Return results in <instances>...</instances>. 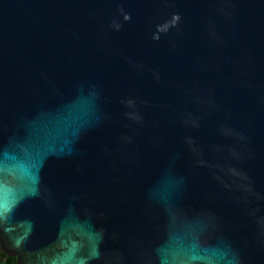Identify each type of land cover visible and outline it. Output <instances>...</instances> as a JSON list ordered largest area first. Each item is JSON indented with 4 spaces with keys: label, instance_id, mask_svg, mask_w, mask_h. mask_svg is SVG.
<instances>
[{
    "label": "water",
    "instance_id": "1",
    "mask_svg": "<svg viewBox=\"0 0 264 264\" xmlns=\"http://www.w3.org/2000/svg\"><path fill=\"white\" fill-rule=\"evenodd\" d=\"M0 249L264 264V0H0Z\"/></svg>",
    "mask_w": 264,
    "mask_h": 264
},
{
    "label": "trees",
    "instance_id": "2",
    "mask_svg": "<svg viewBox=\"0 0 264 264\" xmlns=\"http://www.w3.org/2000/svg\"><path fill=\"white\" fill-rule=\"evenodd\" d=\"M0 264H16V259L13 257H8L3 251L0 249Z\"/></svg>",
    "mask_w": 264,
    "mask_h": 264
}]
</instances>
